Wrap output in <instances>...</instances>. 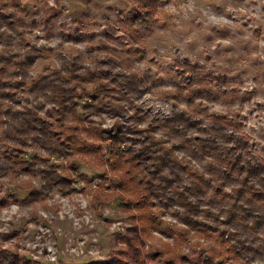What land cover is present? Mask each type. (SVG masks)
<instances>
[{
  "label": "clouds",
  "instance_id": "1",
  "mask_svg": "<svg viewBox=\"0 0 264 264\" xmlns=\"http://www.w3.org/2000/svg\"><path fill=\"white\" fill-rule=\"evenodd\" d=\"M0 264H264V0H0Z\"/></svg>",
  "mask_w": 264,
  "mask_h": 264
}]
</instances>
